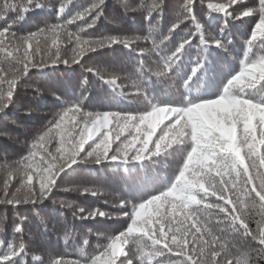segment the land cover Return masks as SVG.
I'll use <instances>...</instances> for the list:
<instances>
[{
  "label": "trees",
  "instance_id": "16d2710c",
  "mask_svg": "<svg viewBox=\"0 0 264 264\" xmlns=\"http://www.w3.org/2000/svg\"><path fill=\"white\" fill-rule=\"evenodd\" d=\"M40 2L44 5L29 7L27 0H23V7L16 12L11 6L21 4V0H7L10 6L7 10L4 8L5 0H0V29L12 24L10 35L15 32L20 37L40 27L70 19L92 4H98L99 0ZM194 2V19L186 21L181 15L185 0H104L101 15L95 17L91 28L87 25L93 22L94 17L89 15L69 25V29L77 33L81 27L85 28V32L80 33L84 39L118 36L127 39L132 50L122 45L98 49L82 57L83 66L79 63L65 66L61 63L30 68L24 73L22 63L13 67L16 61L6 52H0V77L7 78L0 79V93H6L8 82L15 85L13 100L0 111V254L6 252L14 240L20 243L21 238L14 233L17 225L22 229L25 249L18 251L8 264H52L57 258H62L65 264H84L87 257L98 254L97 249L125 230L130 223L122 214L121 200L139 204L174 182L182 163V152L187 150V145L174 146L167 153L139 162L78 161L61 173L56 187L41 202L35 205L21 204L15 208L3 202L5 196L12 198L13 193L24 198L26 190L23 182L27 179L23 171L24 158L29 155L34 140L47 130L49 122L57 120L70 104L80 101L82 112L116 111L134 115L145 110V96L158 106H189L218 98L227 81L239 71L241 62H251L264 55V39L246 45L252 26L258 19V0H239L238 4L231 6L229 11L234 15L248 8L257 9L253 15L241 19L225 17L207 8L208 3H226L227 0ZM61 3L65 4V9L60 13ZM177 23L179 26L170 32L172 25ZM196 25L201 28L200 33ZM189 34L192 35L191 44L170 66L167 76L158 77L156 73L163 68V62L156 55V46L168 35L169 39L159 48L166 55ZM47 35L45 33L37 38L41 52L52 46V38L46 39ZM66 39L62 34L58 41L60 55L71 59L73 45L67 44ZM211 40H220L223 47L212 46L208 43ZM18 44L19 40H13L10 46L5 45L6 50L18 55L15 51ZM54 52L55 48L52 47ZM52 53H47L45 59ZM89 67L100 69L104 79L88 72ZM112 79L116 80L115 85L105 83ZM245 95L253 102L264 104V82L246 90ZM57 139L55 135L52 138L50 147L53 152L58 146ZM38 187L37 184V191ZM86 188L95 191L96 195L85 193ZM227 195L232 200L237 195L241 196L244 204L238 206L254 231L258 225L264 227V208L260 207L258 198L253 201L250 197H244L243 193ZM62 201L73 207L62 206ZM80 208L85 209L83 214L79 213ZM97 209L110 215L95 219L88 217L89 212ZM81 215L88 218L81 219ZM226 239L234 252L217 247V252L224 253L218 257L221 264H229V261L244 264L249 254L255 264L256 241L251 238L245 241L231 234ZM145 242L130 239L122 245L127 250V260L139 264ZM155 259L152 264H155ZM127 260H124V264H127Z\"/></svg>",
  "mask_w": 264,
  "mask_h": 264
},
{
  "label": "snow or ice",
  "instance_id": "6c2138e0",
  "mask_svg": "<svg viewBox=\"0 0 264 264\" xmlns=\"http://www.w3.org/2000/svg\"><path fill=\"white\" fill-rule=\"evenodd\" d=\"M238 2L227 0L226 3H208L207 8L233 19L250 16L257 11L256 8H248L234 15L229 9ZM27 3L29 7L44 5L40 0H27ZM103 5L104 0H99L98 4H92L70 19L40 27L20 37L15 32L10 35L12 24H8L0 29V52H6L7 56L16 61L13 67L22 63V71L27 73L30 68L57 66L61 63L65 66L77 63L83 66L82 57L86 53L114 45L132 50L127 39L118 36L84 39L80 33H84L85 28L81 27L77 33L69 29V25L89 15L94 17L93 22L87 25L91 28L95 17L101 15ZM194 5V0H185L181 15L186 21L194 19ZM9 7L5 0V10ZM21 7L23 0L21 4L11 6L16 12ZM64 9L65 4L61 3L59 12ZM178 26V23L173 24L170 32H174ZM196 26L200 33L201 28ZM45 33L48 34L46 39L52 38V46L41 52L37 38ZM62 34L67 38L65 42L73 45L71 59L60 55L58 41ZM168 39V35L164 36L160 45ZM258 39H264V0H258V19L252 26L246 45L250 46ZM13 40H19L15 49L18 55L6 50L5 45L10 46ZM191 41L192 35L189 34L166 55L159 51L160 45L156 46V55L163 62V68L156 73L158 77L167 76L170 66L178 60ZM208 43L214 47H223L220 40ZM52 47L55 48L54 53ZM47 53L52 54L45 59ZM87 71L104 79L98 68L89 67ZM261 82H264V55L251 62H241L239 71L227 81L218 98L191 103L189 106H158L145 96V110L134 115L116 111L82 112L80 101L72 103L59 114L57 120L49 122L47 130L34 140L29 155L24 158L26 163L23 171L27 177L26 182H23L26 190L24 198L13 193L12 198L5 196L3 202L14 208L21 204L35 205L41 202L56 187L61 173L78 161L139 162L167 153L174 146L187 145V150L182 152V163L174 176V182L139 204L121 200L122 214L130 223L125 230L109 238L105 245L97 249L98 254L87 257L84 264H124L127 250L122 245L130 239L146 241L141 248L139 264H152L157 257L163 259H155V264H221L218 257L224 253L217 252V247L234 252L226 239L229 234L245 241L249 238L256 241L255 264H264V227L258 225L254 231L242 208L238 206L243 205L244 200L240 195L235 200L227 195L243 193L244 197H250L253 201L258 198L260 207L264 208V104L253 102L245 95L246 90ZM105 83L115 85L116 80ZM14 88V83L8 82L6 93H0V111L13 100ZM54 135L58 137L55 152L50 147ZM84 192L96 195L91 189L86 188ZM61 205L73 207L63 201ZM84 212L85 209H79L80 214ZM73 215L75 217L76 213ZM109 215L99 209L88 213V217L93 219ZM88 217L80 216L81 219ZM14 233L21 241L16 243L14 240L8 250L0 254V264H8L18 251L25 250L19 225L15 227ZM144 248L148 250L143 251ZM52 264H65V261L57 258ZM127 264L134 262L127 260ZM229 264L232 262L229 261ZM244 264H253L251 254Z\"/></svg>",
  "mask_w": 264,
  "mask_h": 264
}]
</instances>
